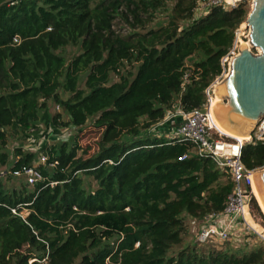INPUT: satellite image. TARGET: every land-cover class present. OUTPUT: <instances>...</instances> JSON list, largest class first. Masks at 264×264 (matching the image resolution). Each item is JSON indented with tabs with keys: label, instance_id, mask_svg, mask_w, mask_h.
<instances>
[{
	"label": "trees",
	"instance_id": "obj_1",
	"mask_svg": "<svg viewBox=\"0 0 264 264\" xmlns=\"http://www.w3.org/2000/svg\"><path fill=\"white\" fill-rule=\"evenodd\" d=\"M200 1L0 0V166L10 160L7 128L28 129L50 100L79 129L47 149L34 184L10 190L0 180V264H264L261 242H185L187 217L223 210L233 182L192 143L147 132L178 105L206 102L251 10L243 0L196 16ZM162 11L167 23L148 28ZM67 46L80 50L70 61ZM19 155L12 170L36 157ZM242 162L264 167V139L253 134ZM252 206L262 215L254 197Z\"/></svg>",
	"mask_w": 264,
	"mask_h": 264
},
{
	"label": "built area",
	"instance_id": "obj_2",
	"mask_svg": "<svg viewBox=\"0 0 264 264\" xmlns=\"http://www.w3.org/2000/svg\"><path fill=\"white\" fill-rule=\"evenodd\" d=\"M239 0H201L198 9L206 14L214 6L224 8L235 7ZM237 38L230 51L222 58V72L206 88V102L191 111H185L178 105L175 110H169L166 116L147 132L157 136L164 135V127L177 122L174 133L170 137L178 138L179 141H188L193 144L194 150L200 157L213 159L222 172L230 177L233 189L227 196L225 207L219 212H213L204 217L202 224L196 229L194 235L195 244L198 246H219L230 243L251 244L252 241L264 243V225L257 229L251 221L259 220L252 208L254 174L257 169H249L242 162L243 145L251 142L252 137L238 138L223 134L217 129L214 107L217 99V85L228 75L231 67V59L238 53V29ZM192 70H187L183 77V86L189 82ZM263 126L262 132L257 137L264 139V119L258 128ZM256 136V135H255ZM187 157L184 154L180 160ZM47 155L41 154L36 162L31 165H23L21 168L12 170L15 176H25L30 184H34L41 178L39 165L45 164ZM14 213L16 209H12ZM23 217L26 216L23 212ZM264 223V222H263ZM256 238L255 240H253ZM252 239V241H250ZM219 248H221L219 246ZM36 259L30 260L32 264ZM46 259L43 260V262Z\"/></svg>",
	"mask_w": 264,
	"mask_h": 264
},
{
	"label": "rangeland",
	"instance_id": "obj_3",
	"mask_svg": "<svg viewBox=\"0 0 264 264\" xmlns=\"http://www.w3.org/2000/svg\"><path fill=\"white\" fill-rule=\"evenodd\" d=\"M241 1L243 0H239V2ZM252 1L253 0H246L247 5L251 8H252ZM201 12L202 11L198 9L196 16H199L200 14H202ZM167 20H168L167 11L158 12L156 16L153 18V20L151 21V23L148 24V28L159 27L163 24H166ZM186 23L187 21L182 22V25H185ZM119 27L120 26L118 24V28ZM238 34H239V38L237 40H238L239 47L243 44L250 45V27L248 26V23L246 21L243 22L241 26L238 28ZM236 38H237V35H236ZM251 49L255 53L259 52L258 48L254 46L251 47ZM79 51H80L79 47L67 46L66 48L62 50V53L68 59V61H70L76 54L79 53ZM194 59L196 58L193 57L192 59H190L188 64H193ZM136 68H137V65L133 64V65H128V69L126 68H123V69L125 70V72H128V71L135 72ZM116 79H119V77L116 74H112L111 81H114ZM84 81L85 79L83 77L82 82L80 84L81 87L84 86ZM61 92H62L63 97H68L69 93L64 92V91H61ZM56 115H58L57 123L54 122V116ZM177 122L178 121H175V123L173 124L171 123L170 127L175 128V126H177ZM65 123H69L68 114L63 110L61 106L59 110L57 103L54 100H50L48 102V107L41 111L39 120L36 123H34L31 127H29L28 129H25V130L21 129L15 132L11 128H7L8 140H7L5 149L10 155V160L7 165L0 166V180L3 182L6 189L12 190L15 188H19L20 186H22V184H25L27 181L25 176H15L12 173V168H11L12 165L22 155V154L19 155V152H22L23 154H26V153L35 154L36 157L34 158L33 162H36L38 157H40L41 154H45V152L47 151L49 147L53 145H59L65 141H69L73 137L72 135H76L78 133L79 129L73 126H69L70 124L65 125ZM90 124H91V121L87 123L84 129H88L91 126ZM262 129H263V126H260L259 128L257 126V128L254 131V134L256 135V137H260L259 135L261 134ZM90 136L91 135H89L88 139L90 138ZM83 177L85 179V185L88 188L96 187L97 183L92 176L83 175ZM253 196L257 200L254 193H253ZM253 210L259 218V220L255 219V222L259 224L260 226H263L264 225L263 211L261 210L262 211V215H261V213L257 212L255 209ZM187 221H188L189 233L187 234L185 238L186 239L185 242L194 244L195 243L194 235H195L196 229L202 224V220L199 221L191 217H187ZM255 239L256 238H254L253 240ZM250 241H252V239H250ZM256 243H260V242H257V240L252 241L250 246ZM219 246L226 247L228 246V244L224 246L219 244ZM219 246L204 245V246H201L200 248L207 250V249H214ZM236 246L242 247L244 245L237 244ZM174 249H175L174 251L178 250L176 248Z\"/></svg>",
	"mask_w": 264,
	"mask_h": 264
},
{
	"label": "water",
	"instance_id": "obj_4",
	"mask_svg": "<svg viewBox=\"0 0 264 264\" xmlns=\"http://www.w3.org/2000/svg\"><path fill=\"white\" fill-rule=\"evenodd\" d=\"M250 27L251 44L255 53L242 45L239 55L231 59L228 75L217 85L221 100L215 104L216 121L239 136L252 137L264 119V0H253L246 20ZM257 176L264 197V168Z\"/></svg>",
	"mask_w": 264,
	"mask_h": 264
},
{
	"label": "bare ground",
	"instance_id": "obj_5",
	"mask_svg": "<svg viewBox=\"0 0 264 264\" xmlns=\"http://www.w3.org/2000/svg\"><path fill=\"white\" fill-rule=\"evenodd\" d=\"M243 45H247V46H249V48L253 47V44H251V39H250V45H248V44H243ZM240 53L241 52H239V50H238V54H236V55H239ZM231 64H232V62H231ZM220 98H221V96L219 95V92H218L217 99H216V103H218L220 101ZM215 118H216V116H215ZM216 125H217V129L220 132H222L223 134H227V135L232 136V137H238L240 139L246 138V136L245 137L244 136H239L236 133L231 132L229 129H227L225 126H223L220 122H217L216 121ZM253 193H254L255 197L257 198V201L259 203V206H260L261 210L264 213V197H263V194L261 192V187H260V185L258 183L257 176H256V178L254 180ZM251 223H252V225H254V227H256L257 229H260V226L256 222L251 221Z\"/></svg>",
	"mask_w": 264,
	"mask_h": 264
},
{
	"label": "crops",
	"instance_id": "obj_6",
	"mask_svg": "<svg viewBox=\"0 0 264 264\" xmlns=\"http://www.w3.org/2000/svg\"><path fill=\"white\" fill-rule=\"evenodd\" d=\"M162 131H164V135L170 137L172 136L175 130L167 124Z\"/></svg>",
	"mask_w": 264,
	"mask_h": 264
}]
</instances>
